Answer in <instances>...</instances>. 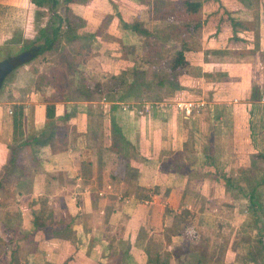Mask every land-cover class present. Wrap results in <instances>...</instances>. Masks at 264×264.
Returning a JSON list of instances; mask_svg holds the SVG:
<instances>
[{"label":"crops","instance_id":"0c3cea01","mask_svg":"<svg viewBox=\"0 0 264 264\" xmlns=\"http://www.w3.org/2000/svg\"><path fill=\"white\" fill-rule=\"evenodd\" d=\"M111 1L70 5L97 33L86 44L84 89L90 93L100 82L102 94L84 98L56 77L41 85L40 73L23 66L0 89V238L14 257L27 256L24 264H155L148 257L244 264L236 258L240 239L258 235L245 193L264 174V163L253 157L264 154V4L255 17L254 6L220 0L231 17L252 23L250 33L223 27L212 35L202 26L188 50L180 38L174 51L185 43L184 54L198 52L206 65L215 63L216 87L207 97L200 89L197 100L205 106L187 115L175 102L190 98L128 97L117 105L105 98L115 86L111 76L148 71L146 42L119 27V15L165 23L139 0L131 1L138 9L126 5L123 12L120 1ZM27 8L31 16L4 32L5 20H23ZM216 8L203 2L195 15L204 19ZM34 12L29 0H0V45L14 46L16 31L29 41ZM106 15L115 20L103 26L98 19ZM156 87L150 81L138 92L153 94Z\"/></svg>","mask_w":264,"mask_h":264},{"label":"rangeland","instance_id":"374dc122","mask_svg":"<svg viewBox=\"0 0 264 264\" xmlns=\"http://www.w3.org/2000/svg\"><path fill=\"white\" fill-rule=\"evenodd\" d=\"M111 1V0H110ZM120 3H117L118 9H120L122 12L124 9L127 7H135V9H138L136 5H134L135 1L134 0H118ZM133 1V2H131ZM140 5H147L149 8L151 7V3L149 0H139ZM164 1V0H162ZM166 1V0H165ZM168 1H173V0H168ZM184 0H174V3L169 4L166 2L165 5L168 7L167 10L163 11L161 14V18L164 19L165 23L163 24H146L142 22L139 19H124L122 17H118L116 19L117 25L123 29L124 28L123 24L128 22V23H138L141 27L146 29L151 33V36L144 35L143 33L140 32H134V35L137 37V39H140L142 41H148L149 44L151 45V48L154 50L149 54L151 59L156 57L155 63L152 64L151 60L150 63L148 64V71H147V79L149 81H162L163 79L165 81H168L172 78V75L170 74L168 68L166 65L163 64L162 58H159L163 54L165 55L166 49L170 45L173 49L172 51L177 47L179 44L180 38H182L184 35H186L188 32H193L194 34H200V30L197 27H194V25L197 21L202 20V18H198V15L192 14V12H185V6L183 3ZM254 3L252 6H254L255 11V17H256V12L259 10L260 6L263 4L259 2V0H253ZM112 2V1H111ZM73 3H78L79 2H71L67 5L69 8L70 12L67 13L69 20L72 23V26L77 28V32L79 33H89L91 31V27L89 26L88 28L86 27V22L80 17L76 16L74 11L70 8L71 4ZM262 5H261V4ZM82 4V3H80ZM114 4V2H112ZM77 5V4H76ZM170 5V6H169ZM211 8V7H210ZM57 11L60 13L64 14L65 13V6L60 4L57 6ZM118 11V13L120 12ZM31 12L30 9L27 8L25 15H22L21 18L23 17V20H20V17L16 16L7 18L4 23V32L11 31V28L15 27V23H20L23 24V22L27 19L28 16H31L29 13ZM47 12V11H45ZM121 13V12H120ZM76 18H79L81 21H77ZM169 17H175V22H173L169 19ZM99 18V17H98ZM31 19V18H30ZM48 12L46 15H44L42 18H39L38 23L40 25L45 24L48 21ZM101 24L104 26H108L111 24L115 19L111 15H106L105 17L99 18L98 19ZM50 21H53V19H50ZM188 23V27H186V33H182L181 31L183 26L181 23ZM190 22V24H189ZM145 24L147 25V28H145ZM9 26V28H7ZM189 30V31H188ZM198 34V35H199ZM29 35H32L30 33ZM183 35V36H182ZM188 35V36H187ZM186 35V43H191L193 46H196L197 44H194L196 41H198V35L195 37H192L191 34ZM191 36V38H190ZM193 38V39H192ZM24 36L20 32H15V35L11 36L10 42L11 41H18L20 43V46H13L11 44H4L0 45V61L4 59H9L8 56H16L17 52L20 50L21 46L25 45L28 41L24 40ZM93 39V38H92ZM92 39L86 40V42H92ZM94 40V39H93ZM82 41V40H81ZM81 41H76L75 43H69L64 40V38L60 41L59 45L52 51L42 53L41 55L37 56L33 60L25 63V64H20V66H23V69H29V70H34L40 73L41 78L39 84H44L46 81L44 78H54L59 79L60 81H63L65 83V87L67 90L70 89V91H79L82 93V96L84 98H87V96H92L88 93V91L85 88V81L87 80V77L84 74V70H86V64L84 63V57L87 55V50L86 48L82 47V42ZM8 42V43H10ZM233 46V45H232ZM212 48H215L214 46ZM217 53V52H216ZM186 58L190 59V63L185 67L179 76V80L170 84V85H165L163 87H156L157 89V95L163 96L168 100V102H173L177 99H186L190 98L191 100H197L199 96L201 95L199 93L200 89H204L205 92L203 91L204 97L210 96L211 95V89L212 87H216L213 82L216 81L215 72L213 70V65L215 64H210L206 65V63H203L202 59L198 57V52H192V53H185L184 54ZM29 57V56H28ZM14 59H17L15 57ZM66 63H71V66H67ZM82 63V64H81ZM20 66H18L15 69H18ZM74 66V67H73ZM28 67V68H27ZM15 69H12L15 70ZM10 71L7 75L6 78L4 79L3 85H7V83L10 81V79L15 75ZM93 74L97 73L96 70H92ZM38 77H40L38 75ZM92 77V76H91ZM205 79L204 82L202 79ZM47 80V79H46ZM92 82V79H91ZM33 84H36L33 83ZM36 84V85H39ZM207 85L204 86V85ZM3 87V86H2ZM1 87V88H2ZM206 87V88H204ZM0 88V89H1ZM106 91V89L104 90ZM160 91V92H159ZM202 91V90H201ZM98 94H95L97 96ZM137 98V96H136ZM200 99V98H199ZM104 101L105 98H102ZM247 183V181L245 182ZM253 184V181H252ZM251 185L248 187L250 188ZM261 191V194L264 195L263 187L262 185L259 186L258 188ZM247 210V207H246ZM251 220L252 216L249 214L247 211V214ZM16 223V221L14 222ZM252 234H246L240 239V246L239 252L237 253L236 258L238 260H241L244 262V264H254V262L248 261L250 258H258L259 257V262L261 260L260 254L259 253V246L257 245V238L258 235H255L254 237L251 236ZM264 238V237H263ZM264 241V239H263ZM14 241L12 240L10 243L12 244ZM219 250H222L221 246L217 247ZM3 251H4V245L0 243V264H4V257H3ZM18 252V251H17ZM220 257L223 258L224 255L220 254V251L218 252ZM2 255V257H1ZM16 260L15 264H24L27 263V256L24 253H16L15 255ZM227 260V259H225ZM227 262V261H226Z\"/></svg>","mask_w":264,"mask_h":264},{"label":"trees","instance_id":"16d2710c","mask_svg":"<svg viewBox=\"0 0 264 264\" xmlns=\"http://www.w3.org/2000/svg\"><path fill=\"white\" fill-rule=\"evenodd\" d=\"M91 0H29V3L31 5V8L35 11L34 12V23L35 27L32 29V37L29 39V41L21 46L20 50L17 52L16 56H8V60L13 64V69L17 68L20 66V64H25L37 56L41 55L42 53L52 51L55 46L59 45L60 41L64 38L65 41L69 43H75L76 41H81L83 43L82 47L86 48V40L94 38L97 33L96 32H89V33H79L77 32V28L72 26L71 21L68 18L67 13L70 12L69 8L67 5L71 2H79V3H87L90 2ZM151 3L150 10L152 11V16L161 18L162 12L167 10L166 7H168L166 2L169 4L174 3L173 1H168V0H149ZM242 7H249L252 6L254 1L253 0H237ZM207 3L211 6H217L216 10L212 11V13L205 15L204 19L197 21L194 25V27H197L199 29H203L210 32L212 35L217 34V32H220L223 30V27H228L232 29V31L236 30H242L246 31L248 33L251 32L252 30V23L251 22H246L243 20H236L233 17L230 16L229 10L223 5V3L220 0H184V6H185V12H192V14H195L198 10H200V7L202 6V3ZM262 4H264V1H260ZM64 5L65 6V13L61 14L57 11V6L58 5ZM170 6V5H169ZM48 12V21L44 25L37 24L39 18H42L44 15H46ZM50 19H53V21H50ZM75 19L77 21H81L79 18ZM169 19L174 23L175 22V17H169ZM183 28L182 32L186 33V27L188 26V23H181ZM190 24V22H189ZM187 25V26H186ZM124 28L132 30L134 32H140L143 33L144 35L151 36V33L141 27L138 23H124L123 24ZM191 26V25H190ZM188 26V27H190ZM189 31V30H188ZM187 34L193 35V32H188ZM186 34V35H187ZM199 34V33H198ZM198 34H194L192 37L197 36ZM186 35H184V39H186ZM188 36V35H187ZM190 36V38H191ZM193 39V38H192ZM189 44L191 43H186V50L189 49ZM20 46L19 42L16 41L14 43V46ZM146 50L143 52L144 53V60L147 62V64H154L156 57L149 56L152 51H154L149 42L146 41ZM184 46L185 43L181 44L180 48L177 50H173L171 48L166 49L165 55L163 54L159 58H162L163 64L167 66L170 74L172 75V78L168 81H165L164 79L162 81H159L157 83L158 86L163 87L164 85H170L176 81L179 80V76L181 74V71L187 67L189 64L188 59L184 55ZM22 53H28V56L25 58L23 63H20L17 59H14L15 57H18L19 54ZM151 60V63L150 61ZM67 66H71V63H66ZM74 67V66H73ZM147 71L144 69H136L133 68L131 71H122L120 75L118 76H111V80L115 82V86L111 88L112 92L110 95H107L105 98H107L109 101H111L113 104H116V102H123L125 98L128 97H134L137 98L141 97H150L153 100H158L160 99V96L157 95V92H153V94H144L138 92V85H144L145 87H148L150 84L149 79L146 77ZM130 80V82H129ZM129 85L128 88L125 91H121V88L119 89L120 86H125ZM86 87V86H85ZM92 89L90 93H96V94H102V89H101V83L100 82H94L93 85L91 86ZM86 90L90 91V89L86 88ZM252 92H253V97L254 95L257 97L255 94V87L252 86ZM89 93V94H90ZM261 97L264 98V90L262 91ZM116 105H112L111 109H115ZM50 109H53L51 106H47L46 109V116L49 117L51 115ZM21 121V109L17 110L15 113V118H14V125L17 126L19 125ZM111 127L114 133H117L118 137L122 139L120 129L117 126L114 118L112 117L111 119ZM253 157L256 159H259L262 163H264V154H256ZM264 184V174L261 177L260 180H253V184L251 185L249 191L245 193V196L248 200V212L252 216V223L254 228L258 231V238L256 240L257 245L259 246V253L260 255V262H259V257L256 259L250 258L248 261L254 262V264H264V241H263V234H264V202L262 199V194L261 191L258 189L259 186ZM0 243L4 245V251H3V257L4 259V264H13L15 262V257L13 252L9 249V242L6 240H3L0 238ZM1 255V257H2ZM148 261L154 262L155 264H168V257L163 258L161 261L159 260L158 257H155L154 259H151L148 257Z\"/></svg>","mask_w":264,"mask_h":264},{"label":"built area","instance_id":"2783aa9c","mask_svg":"<svg viewBox=\"0 0 264 264\" xmlns=\"http://www.w3.org/2000/svg\"><path fill=\"white\" fill-rule=\"evenodd\" d=\"M175 105L178 109L184 111L185 114L190 115L193 111L204 108L205 101L203 100H185L177 101Z\"/></svg>","mask_w":264,"mask_h":264},{"label":"water","instance_id":"95a60500","mask_svg":"<svg viewBox=\"0 0 264 264\" xmlns=\"http://www.w3.org/2000/svg\"><path fill=\"white\" fill-rule=\"evenodd\" d=\"M28 56V53H22L19 54L17 57V60L20 63H23L25 58ZM13 69V64L8 60L4 59L0 61V88L3 86L4 79L6 78V75L12 71Z\"/></svg>","mask_w":264,"mask_h":264}]
</instances>
